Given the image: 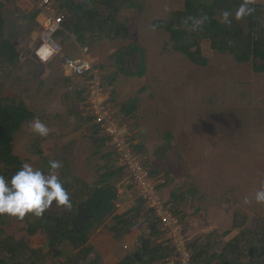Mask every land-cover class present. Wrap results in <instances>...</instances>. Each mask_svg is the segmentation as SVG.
Wrapping results in <instances>:
<instances>
[{
    "label": "rangeland",
    "instance_id": "rangeland-1",
    "mask_svg": "<svg viewBox=\"0 0 264 264\" xmlns=\"http://www.w3.org/2000/svg\"><path fill=\"white\" fill-rule=\"evenodd\" d=\"M39 2L0 0L5 21L3 37L18 33L14 45L19 52L15 66L0 62V89L5 97L23 100L35 115L15 134L14 154L24 164L45 173L50 160L65 161L77 178L92 186L107 169L118 168L117 157L108 144L100 151L103 155L109 153L108 157L93 155L94 123L78 97L79 90L84 91L83 81L64 73L63 59L82 56L85 47L71 37L64 46L56 40L61 52L49 62L43 63L35 56L42 29L31 15ZM139 4V10H124L119 18L129 28L130 37L86 46L88 56L100 72L111 109L124 126L120 135L130 138L141 162L155 170L153 177L166 201L171 203L172 198L180 196L174 201L175 212L191 242L197 240L200 246L217 253L242 232L252 236L253 232L264 231V203L255 201V193L264 188V153L260 151L263 139L250 125L244 128L243 119L249 110L243 107L241 86L235 83L238 74L246 76L249 71L243 68L233 72L237 64L232 58L213 53L207 42L202 43L203 54L209 58L206 68L195 67L171 50L168 35L154 30L151 23L181 10L183 0H140ZM128 45L144 52V77L117 74L114 56ZM138 61L139 54L127 59V69L136 71ZM143 87L146 91L139 96L138 112L122 120L120 107L138 96ZM36 118L49 128L46 137L32 131ZM167 133L172 135L171 140L166 139ZM123 180L112 181L115 189L122 191L116 201L119 208L114 205L111 215L89 235L88 246L93 248L92 256L98 264H116L134 252L138 243L130 247L127 238L138 242L143 228L150 224L143 217L119 238L107 231L113 225V216L124 214L137 199ZM245 197L251 203L245 204ZM238 209L247 212L249 219L242 229H233L232 213ZM8 228V234L17 240L27 235L24 222L13 219ZM158 239L164 241L160 234ZM31 247L51 252L46 264H65L74 254L68 244L49 249L43 234L31 239Z\"/></svg>",
    "mask_w": 264,
    "mask_h": 264
},
{
    "label": "trees",
    "instance_id": "trees-1",
    "mask_svg": "<svg viewBox=\"0 0 264 264\" xmlns=\"http://www.w3.org/2000/svg\"><path fill=\"white\" fill-rule=\"evenodd\" d=\"M51 1L58 15L62 16V29L55 35V39L60 40V46H64L71 37L81 47L94 46L106 39L126 40L130 37V30L119 19L120 15L124 10L141 8L140 0ZM242 6H246L245 12L238 15ZM2 9L3 6L0 4V38L3 37L5 26ZM248 9L251 11L248 12ZM226 12L229 13L228 16L224 15ZM262 12L263 8L260 5L247 0H183L181 10L170 12L166 19L153 20L151 27L167 34L171 50L186 58L195 67L206 68L209 65V58L203 54L202 50V43L207 42L213 53L229 56L236 64H249L254 74H262L264 73ZM37 16L38 11H35L31 15V20L35 21ZM17 35L18 33L14 32L1 40V63L15 66L19 61V52L14 45ZM136 54H139V61L136 71L133 72L127 69L126 60L135 58ZM114 59L118 75L144 77V52L137 46L128 45L118 50ZM145 91V87L140 88L138 96L120 107L119 116L122 120L132 118L138 112L141 101L139 96ZM85 92V87L84 91L79 90L78 92L83 109ZM34 116L23 100L5 97L0 89V175L8 179L24 164L14 154L15 134L24 124L33 120ZM116 117L118 118L117 115ZM89 121L92 122L91 117ZM121 126L124 127L122 123ZM91 138L95 147L93 155L108 157L109 153L103 155L100 151L109 140L95 124L92 126ZM171 138L172 135L167 133L166 139L171 140ZM128 139L133 143L130 138ZM132 148L135 152L137 146L132 144ZM39 155L42 157L41 153ZM42 158L45 160L44 157ZM61 162L59 177L70 196L71 207H57L53 203L41 217H35L32 214H27L23 219L7 215L0 216V264H46L51 252L43 253L31 247V239L38 234L46 237L49 249L59 248L65 244L71 246L74 254L65 264H98L97 259L92 256L93 248L88 246V241L91 230L95 226H100L104 220L95 222L91 219L84 223L80 231L71 230L76 208L79 203L85 202L89 213L98 210L102 204V195L108 190H116L112 181L117 179L121 181L123 172L120 168L107 169L98 181L89 186L71 172L70 168L65 165V161ZM143 165L154 176L155 170L151 171L145 164ZM175 198H180V196L172 198L171 203L167 202L166 205L177 213L175 212ZM232 215L233 229H242L249 219L248 213L242 209H238ZM143 217L147 218L150 224L147 226V232L138 238L137 248L133 252H138L141 259L135 261L132 253L116 264H159L171 256L172 250L169 246L164 241H158V235L162 236V234L140 199H136L134 205L124 214L114 215L113 225L107 231L119 238L138 224ZM13 219L24 222L26 225L27 235L19 240L8 234L9 223ZM263 232H253L252 236H247L242 232L228 241L217 253L211 252L208 248L200 246L197 240H193L189 244L193 253L192 264H264ZM228 234L229 232L225 233V235ZM250 249L253 251L252 257L249 253L247 254Z\"/></svg>",
    "mask_w": 264,
    "mask_h": 264
},
{
    "label": "built area",
    "instance_id": "built-area-1",
    "mask_svg": "<svg viewBox=\"0 0 264 264\" xmlns=\"http://www.w3.org/2000/svg\"><path fill=\"white\" fill-rule=\"evenodd\" d=\"M37 10L43 15V21L41 22L40 46L36 49L35 56L41 62L46 63L61 52L55 35L62 29V16L58 15L51 0H40ZM82 51L83 54L80 57L63 59L64 72L84 81L85 112L100 128L101 133L108 138V144L117 157V166L123 172V183L129 184L137 199L143 202L144 208L157 223L164 242L172 250L171 256L159 264H192L193 253L189 247L191 240L184 232L180 216L166 205L167 201L158 188L157 180L133 151V143L127 136L120 135V130L124 127L121 126L120 120L108 103L106 90L100 80V72L88 57V49L84 48ZM121 193V189H116L117 200ZM114 204L116 208H119L117 202Z\"/></svg>",
    "mask_w": 264,
    "mask_h": 264
},
{
    "label": "clouds",
    "instance_id": "clouds-1",
    "mask_svg": "<svg viewBox=\"0 0 264 264\" xmlns=\"http://www.w3.org/2000/svg\"><path fill=\"white\" fill-rule=\"evenodd\" d=\"M245 8L246 6H242L238 15L243 14ZM247 11L250 12L251 9ZM224 15L228 16L229 13L226 12ZM93 66L95 67V64ZM31 128L41 137L49 134V128L39 118L34 120ZM48 167L49 171L45 173L25 163L10 179L0 175V216L7 215L23 219L27 214H32L35 217H41L53 203L57 207H71L70 196L57 174L62 167V162L50 160ZM255 201L264 203V188L255 193ZM244 203L248 204L251 201L245 197Z\"/></svg>",
    "mask_w": 264,
    "mask_h": 264
},
{
    "label": "crops",
    "instance_id": "crops-1",
    "mask_svg": "<svg viewBox=\"0 0 264 264\" xmlns=\"http://www.w3.org/2000/svg\"><path fill=\"white\" fill-rule=\"evenodd\" d=\"M247 1L253 4L260 5L263 8L261 25L264 27V0H247ZM41 20L43 21V15L40 14V12H38V16L35 18V21L38 22V24L40 25V28H41V22H42ZM243 68L245 69L247 68V70L249 71L248 74L246 76L245 75L239 76L238 74L237 75L238 78H236L237 81L235 83H238L239 86H241L239 94H240V97L243 98V100L245 101L243 104V107L246 108L245 109L246 111L249 110L248 113L247 112L245 113V119H243L244 128L250 125V129L254 128L256 129V131L262 134L260 138L263 139V142H262V147L260 148V151L264 153V147H263L264 146V73L254 74L249 64H237L235 65L233 72L235 70L242 71ZM65 75L67 74L65 73ZM67 76L72 77L69 75ZM72 78L77 79L75 77H72ZM245 135L247 138L249 137V129L247 130V133ZM143 230H144L143 231L144 233L147 232L146 227H144ZM126 242L131 247V245L133 246L134 244L137 243V240H135L134 238L131 240L127 238ZM132 253L133 252H131L130 254Z\"/></svg>",
    "mask_w": 264,
    "mask_h": 264
},
{
    "label": "water",
    "instance_id": "water-1",
    "mask_svg": "<svg viewBox=\"0 0 264 264\" xmlns=\"http://www.w3.org/2000/svg\"><path fill=\"white\" fill-rule=\"evenodd\" d=\"M117 200V195L114 190H108L102 195V204L98 210H94L89 213L86 209L85 202H81L77 205L75 220L71 227V230L76 232L80 231L85 222L88 220L94 219L95 222H101L107 219L113 210L114 202ZM58 252H54V256H57ZM250 257L253 256L252 249L249 250ZM133 258L135 261H139L141 256L138 252L133 254Z\"/></svg>",
    "mask_w": 264,
    "mask_h": 264
}]
</instances>
